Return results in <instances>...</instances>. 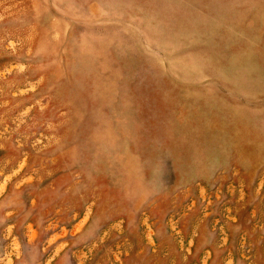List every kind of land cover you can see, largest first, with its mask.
Returning <instances> with one entry per match:
<instances>
[{"label":"rangeland","instance_id":"374dc122","mask_svg":"<svg viewBox=\"0 0 264 264\" xmlns=\"http://www.w3.org/2000/svg\"><path fill=\"white\" fill-rule=\"evenodd\" d=\"M0 264H264V0H0Z\"/></svg>","mask_w":264,"mask_h":264}]
</instances>
